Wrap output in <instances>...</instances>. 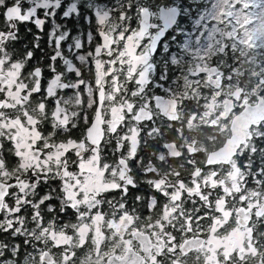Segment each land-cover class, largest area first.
I'll list each match as a JSON object with an SVG mask.
<instances>
[{
    "label": "snow or ice",
    "instance_id": "obj_1",
    "mask_svg": "<svg viewBox=\"0 0 264 264\" xmlns=\"http://www.w3.org/2000/svg\"><path fill=\"white\" fill-rule=\"evenodd\" d=\"M0 264H264V0H0Z\"/></svg>",
    "mask_w": 264,
    "mask_h": 264
}]
</instances>
